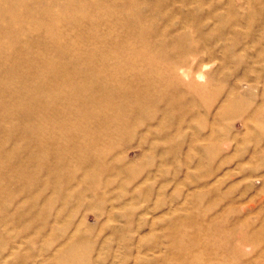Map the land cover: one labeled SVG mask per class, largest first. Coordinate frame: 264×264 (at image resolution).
I'll return each mask as SVG.
<instances>
[{
  "label": "rangeland",
  "instance_id": "obj_1",
  "mask_svg": "<svg viewBox=\"0 0 264 264\" xmlns=\"http://www.w3.org/2000/svg\"><path fill=\"white\" fill-rule=\"evenodd\" d=\"M29 1L24 2H28L30 9L23 1L17 8L13 7L20 0H0V42L5 44L0 51V69L9 66L10 57L18 58L20 73L25 76L23 81L37 85L43 74L48 80L55 75L45 68L47 57L63 59L70 72L73 55L78 57L80 62L76 64L82 68L92 52L96 64L108 52L113 59L107 56L106 69L113 68L120 59L126 64L121 74V77L125 75L122 77L125 86L117 88L115 102L120 103L122 99L128 109L124 119L127 123L111 121L112 106L92 118L94 123L107 119V126L113 130L108 129L110 134L106 132L99 141L105 153L101 164L93 165L89 159L81 158L82 154L77 158L66 154L65 165L59 173L44 167L36 169V163L30 159L36 152L35 131H25L27 126L30 128V119L24 109L2 113L4 105L8 111L20 97L27 102L33 100L29 92L25 97L24 91L14 96L12 90L21 88L22 78L12 77V84L4 88L0 97L3 117L0 118V161L18 148L13 158L0 163V188L3 189L0 193V264H67L68 261L78 264H264V115H256L257 108L264 110V28L258 30L264 14L259 9H264V0H192V4L185 0H73L76 17L86 10L95 18L76 23L69 16L70 20L65 17V21L54 25L49 24L48 6L54 3L51 11L57 14L67 7L69 0ZM44 1L48 5L46 12ZM229 3L236 12L233 16L227 12ZM22 5L28 7L26 12ZM13 9L17 11L15 15L19 14V19L13 21L16 25L12 22ZM243 11L251 13L254 19L250 18L253 21L250 33L246 23L237 25L234 31L232 28L233 17L245 15ZM223 12L227 13L226 18L221 17ZM124 13L125 20H122L120 15ZM33 20H41L42 24L36 27ZM131 26L140 28L137 32L142 33L141 37L136 31L125 32ZM57 34L59 45H67L71 40L76 43L71 42L67 50L59 53L58 43L52 37ZM129 39H134L132 44ZM141 48L152 56L154 68L160 66L165 77L173 79L164 91L156 87L149 89L150 95L146 98L149 103H143L144 112L136 109L140 101L136 99V91L144 88L145 82L139 76L150 74L151 65L147 56L144 59L141 55ZM171 63L180 68L176 70L173 65L174 70ZM64 79L57 80L60 83L55 87L56 97L49 86L43 91L44 99L53 103L44 114L46 126L53 135L47 140L50 147L45 166H51L58 154L57 140L53 138L58 135L53 128L57 127V118L51 114L61 111L65 116V105L70 100L74 102ZM172 90L178 97L174 100L175 109L163 114V97ZM151 99L157 100L156 103ZM191 100L195 102L194 108L187 103ZM196 113L200 115L197 117ZM78 135L83 139L82 133ZM7 164L11 168H27L31 178L23 181L7 177ZM56 182L59 186L64 184L62 190Z\"/></svg>",
  "mask_w": 264,
  "mask_h": 264
},
{
  "label": "bare ground",
  "instance_id": "obj_2",
  "mask_svg": "<svg viewBox=\"0 0 264 264\" xmlns=\"http://www.w3.org/2000/svg\"><path fill=\"white\" fill-rule=\"evenodd\" d=\"M21 1H23L22 3H26V2H24L25 0H20V2H18V3H15L14 5H13V7H18V5H20L21 4ZM29 1V0H28ZM32 1V0H31ZM35 1V0H34ZM37 1V0H36ZM186 2H192V0H185ZM30 2V1H29ZM38 2V1H37ZM36 2V3H37ZM260 2V1H259ZM28 3V2H27ZM27 3L25 4V5H27ZM40 3V2H39ZM44 3H45V1H44ZM212 3H214V2H212ZM211 3V4H212ZM218 3V2H217ZM216 3V4H217ZM258 3V2H257ZM261 3V2H260ZM33 4H35L34 2H33ZM41 4V3H40ZM46 4V3H45ZM44 4V5H45ZM56 4V3H55ZM65 4H67V2L65 3ZM124 4V3H123ZM127 4H128V2H127ZM152 4V3H151ZM190 4H192V3H190ZM226 4H228V3H226ZM254 4H256V3H254ZM24 5V6H25ZM29 5V4H28ZM27 5V6H28ZM53 5H54V3H53ZM53 5H52V7H53ZM131 5V4H130ZM132 5H134V4H132ZM218 5V4H217ZM217 5H215L216 7H218ZM258 5V4H257ZM26 6V8H28ZM30 6H32V5H30ZM39 6V5H38ZM41 6H42V4H41ZM48 5L46 4V6L44 7L45 8V12H46V7H47ZM125 6V5H124ZM124 6H123V8H124ZM136 6V5H135ZM155 6H157V5H155ZM252 6V5H251ZM254 6V5H253ZM259 6V5H258ZM257 6V7H258ZM22 7H23V5H22ZM33 7V6H32ZM40 7V6H39ZM52 7L50 6H48V8H47V14L49 15V17H48V19H50V23L49 24H52V25H54V24H56V23H58V22H62V21H65L64 19H65V17H69V18H73V20L74 21H76V23H78V21H79V23H80V20H85L86 21V19L87 20H91V19H94L95 18V16L93 17V16H91V13L89 12V11H84V12H82L81 13V15L79 16V17H76L75 16V14H77L76 12H74L75 11V8H73L74 7V4H73V0H69V2H68V4H67V7H65L64 9H65V12H64V9H63V11L62 12H60V13H54V12H52L51 11V9H52ZM93 7V6H92ZM96 7V6H95ZM99 7V6H98ZM126 7H128V6H126ZM134 7V6H133ZM174 7V6H173ZM255 7V6H254ZM23 8H25V7H23ZM26 8H25V12H26ZM43 8V7H42ZM122 8V9H123ZM129 8V7H128ZM183 8V7H182ZM220 8V7H219ZM228 10H227V12H229V13H231L232 14V16L234 15V13H236L235 12V9L233 8V6L229 3V5H228ZM260 8V7H259ZM29 9H30V7H29ZM97 9V8H96ZM127 8H125V10H126ZM181 9V8H180ZM251 9V8H250ZM28 10V9H27ZM100 10H101V12H102V9L100 8ZM109 10H111V12H112V9H109ZM174 10V9H173ZM172 10V11H173ZM217 10V9H216ZM254 10V9H253ZM259 10H261V11H259L260 13L264 10V9H259ZM13 11H15V13H14V16H13V19H12V22L14 21H16V20H18L19 19V14L18 15H15L16 14V10H14L13 9ZM30 11V10H29ZM177 11V10H176ZM196 11V10H195ZM215 11V10H214ZM100 12V11H99ZM109 12V11H108ZM244 12V11H243ZM251 12V11H250ZM259 12H258V14H259ZM29 14H30V12H28ZM95 13H96V11H95ZM106 13V12H105ZM137 13V12H136ZM245 13V15H242V16H240V17H237V18H235V17H233L234 18V20H232L233 21V24H234V26L232 27L233 28V31L236 29V27H237V25H241V23L244 25V23H246V26H247V29H249V31L247 30V32L248 33H250V25L252 26V23H253V21H251V19H253V18H251V13L250 14H248L247 12H244ZM253 13V12H252ZM255 13V12H254ZM253 13V14H254ZM256 13H257V10H256ZM104 14V13H103ZM108 14V13H107ZM151 14V13H150ZM167 14V13H166ZM212 14V13H211ZM223 14L224 15H221V17L222 18H224V16L225 15H227V13L226 12H223ZM252 14V15H253ZM137 15H140V13L139 14H137ZM157 15H159V13L157 14ZM156 15V16H157ZM165 15V14H164ZM254 15H256V14H254ZM122 18V20H125L124 19V17H125V13L122 15H120ZM134 16H135V13H134ZM174 16V15H173ZM187 16V15H186ZM237 16V15H236ZM259 16H262V15H260L259 14ZM23 17V16H22ZM100 17V16H99ZM102 17H104V16H102ZM102 17H100V18H102ZM132 17V16H131ZM138 17H140V16H138ZM183 17V16H182ZM188 17V16H187ZM199 17V16H198ZM256 17H257V15H256ZM24 18V17H23ZM68 18V19H69ZM127 18H128V16H127ZM161 18V17H160ZM174 18V17H173ZM179 18V17H178ZM186 18V17H185ZM225 18H226V16H225ZM251 18V19H250ZM255 18V17H254ZM151 19V18H150ZM28 20H30V19H28ZM46 20V19H45ZM70 20V19H69ZM136 20H138V19H136ZM142 20V19H141ZM182 21L184 20V17L181 19ZM254 20V19H253ZM261 20V21H260ZM259 21H260V26H259V28H258V30H260V27L261 28H264V14H263V16H262V19H260ZM43 21V20H42ZM94 21V20H93ZM97 21H98V19H97ZM96 21V22H97ZM120 21V20H119ZM130 21V20H129ZM187 22H188V20H186ZM185 21V22H186ZM13 22V23H14ZM18 22V21H17ZM22 22V21H21ZM21 22H19V23H21ZM33 22V25L34 26H39V25H41L42 24V22H41V20H33L32 21ZM73 22V21H72ZM101 22H102V20H101ZM107 22V21H106ZM105 22V23H106ZM121 22H124V21H121ZM131 22V21H130ZM186 22V23H187ZM257 22V21H256ZM46 23V22H45ZM99 23H100V21H99ZM98 23V24H99ZM105 23H103V24H105ZM125 23L126 24H128L129 22H127V21H125ZM132 23V22H131ZM130 23V24H131ZM186 23H184L185 25H186ZM192 23V22H191ZM207 23V22H206ZM15 24V23H14ZM117 24V23H116ZM120 24V26H123V25H121V23H119ZM171 24V23H170ZM16 25V24H15ZM23 25V24H22ZM24 25H25V22H24ZM31 25V24H30ZM86 25V24H85ZM89 25V24H88ZM91 25H93V24H91ZM91 25H89V26H91ZM94 25H95V23H94ZM100 25V24H99ZM108 25V24H107ZM129 25V24H128ZM176 25V24H175ZM204 25V24H203ZM44 26H46V25H44ZM43 26V27H44ZM80 26V25H79ZM84 26V25H83ZM97 26V25H96ZM102 26V25H101ZM101 26H99L100 28H101ZM105 26V25H104ZM117 26V25H116ZM126 26V25H125ZM136 26V25H135ZM147 26V25H146ZM254 26V25H253ZM14 27V26H13ZM42 27V28H43ZM127 27V26H126ZM68 28V27H67ZM79 28V27H78ZM86 28V27H85ZM104 28H106V26L104 27ZM108 28H111V27H108ZM118 28H119V26H118ZM143 28V27H142ZM70 29V28H69ZM120 29V28H119ZM125 29V28H124ZM144 29V28H143ZM43 30V29H42ZM74 30V29H73ZM76 30H77V27H76ZM79 30V29H78ZM96 30L97 29H95V32H96ZM138 30H140V28L139 27H130L129 29H127V31L125 30V32L126 33H133V32H137ZM147 30V29H146ZM155 30V29H154ZM209 30V29H208ZM224 30V29H223ZM91 31V30H90ZM98 31V30H97ZM119 31V30H118ZM141 31V30H140ZM139 31V32H140ZM160 31V30H159ZM241 31V30H240ZM101 32H105L104 30H102ZM111 32V31H110ZM122 32V31H121ZM146 32V31H145ZM167 32V31H166ZM170 32H172L171 30H170ZM208 32V31H207ZM243 32V31H242ZM85 33V32H84ZM97 33V32H96ZM107 33V32H106ZM116 33H118L117 31L115 32V34ZM125 33V34H126ZM241 33V32H240ZM41 34V33H40ZM87 34V33H86ZM98 34H99V31H98ZM108 34V33H107ZM113 34H114V32H113ZM112 34V35H113ZM119 34V33H118ZM124 34V33H123ZM138 34V32L136 33V35ZM141 35H142V33H140ZM140 34H138V35H140ZM160 34V33H159ZM158 34V35H159ZM33 35V34H32ZM37 35V34H36ZM97 35V34H96ZM122 35V34H121ZM128 34H126V36H127ZM135 35V36H136ZM141 35H140V37H141ZM146 35V34H145ZM175 35V34H174ZM184 35V34H183ZM221 35V34H220ZM14 36V35H13ZM57 36H59V34H57V35H52V37H54L53 38V40H56V42L58 43V48H57V50H58V52L59 53H62L65 49L67 50L68 48H67V46H68V44L70 45V43L71 42H75V41H69L70 43H68L67 45H64V44H61V45H59V38L57 37ZM105 36H106V34H105ZM114 36V35H113ZM116 36H118V35H116ZM124 36V35H123ZM122 36V37H123ZM129 36V35H128ZM156 36V35H155ZM161 36V35H160ZM177 36V35H176ZM178 36H180V35H178ZM189 36V35H188ZM46 37V36H45ZM44 37V38H45ZM86 37V36H85ZM107 37V36H106ZM120 37V36H119ZM132 37V36H131ZM130 37V38H131ZM15 39H16V37H14ZM58 38V39H57ZM65 38V37H64ZM99 38V37H98ZM109 38V37H108ZM127 38V37H126ZM125 38V39H126ZM145 38V37H144ZM179 38V37H178ZM20 39V38H19ZM51 40H52V38H50ZM86 39V38H85ZM93 39V38H92ZM91 39V40H92ZM107 39V38H106ZM117 39V38H116ZM124 38H122V40H123ZM137 39V38H136ZM152 39V38H151ZM166 39V38H165ZM180 39H181V37H180ZM257 39V38H256ZM36 40V39H35ZM48 40V39H47ZM84 40V39H83ZM88 40H89V37H88ZM105 40V39H104ZM130 40V39H129ZM134 40V39H133ZM133 40H130V43H131V41H133ZM149 40V39H148ZM147 40V41H148ZM174 40V39H173ZM21 41V40H20ZM93 41V40H92ZM111 41V40H110ZM136 41V40H135ZM142 41V40H141ZM144 41V40H143ZM151 41V40H150ZM155 41V40H154ZM13 42H14V40H13ZM26 42V41H25ZM24 42V43H25ZM48 42V41H47ZM78 42V41H77ZM100 42V41H99ZM102 43H103V41H101ZM106 42V41H105ZM116 42H117V40H116ZM120 42V41H119ZM122 42V41H121ZM137 42V41H136ZM156 42H158V41H156ZM238 42V41H237ZM24 43H22V44H24ZM76 43V42H75ZM89 43V42H88ZM129 43V44H130ZM160 43V42H159ZM164 43V42H163ZM170 43V42H169ZM178 43V42H177ZM176 43V44H177ZM20 44V43H19ZM27 44V43H26ZM25 44V45H26ZM78 44V43H77ZM79 44H80V42H79ZM82 44H84L83 42H82ZM90 44V43H89ZM96 44V43H95ZM121 44H123V43H121ZM132 44V43H131ZM143 44V43H142ZM146 44V42L144 41V45ZM155 44V43H154ZM158 43H156V45H157ZM162 44V43H161ZM171 44V43H170ZM175 44V45H176ZM182 44H183V42H182ZM5 44H4V42H0V51L3 49V46H4ZM18 45V44H17ZM50 45H51V43H50ZM71 45H73V44H71ZM103 45H106V44H103ZM109 45H111V44H109ZM172 45V44H171ZM178 45V44H177ZM184 45V44H183ZM186 45H188V44H186ZM19 46V45H18ZM78 46V45H77ZM83 46V45H82ZM97 46H99V45H97ZM112 46V45H111ZM136 46V45H135ZM163 46H166V45H163ZM233 46V45H232ZM13 47V46H12ZM22 47H24V46H22ZM48 47H51V46H48ZM73 47V46H72ZM94 47V46H93ZM128 47V46H127ZM143 47V46H142ZM148 47V46H147ZM160 47V46H159ZM172 47H174V46H172ZM175 47H177V46H175ZM180 47V46H179ZM15 48V47H14ZM84 48V47H83ZM86 48V50H87V47H85ZM97 48V47H96ZM95 48V49H96ZM117 48V47H116ZM125 48V47H124ZM140 48V47H139ZM158 48V47H157ZM166 48V47H165ZM37 49V48H36ZM44 49H46V48H44ZM49 49V48H48ZM90 49V48H89ZM88 49V50H89ZM102 49H105V48H102ZM109 49V48H108ZM127 49V48H126ZM134 49V48H133ZM133 49H131V50H133ZM142 49V48H141ZM170 49V48H169ZM27 49H24L23 51H26ZM85 50V49H84ZM87 50V52L89 53L90 51H88ZM97 50V49H96ZM119 50H121V48L119 49ZM130 50V49H129ZM128 50V51H129ZM130 50V51H131ZM137 50V49H136ZM150 50V49H149ZM176 50V49H175ZM182 50V49H181ZM15 51V50H14ZM77 50H75V52H76ZM102 51V50H101ZM101 51H100V53H101ZM106 51V50H105ZM105 51H103V53L105 52ZM109 51V50H108ZM154 51V50H153ZM41 52V51H40ZM86 52V51H85ZM96 52V51H95ZM122 52V51H121ZM147 49H142L141 50V55L144 57V59H145V56H147V61H148V63H150V65H151V73H153V78H151V73L150 74H145V73H142L140 76H139V78L141 79V81L142 82H145L144 83V88L142 89V90H140V91H136V93L138 94V95H136V99H140V101L138 102V104L139 105H136V109H137V111L138 112H144V110H145V105L143 104V103H145V102H148V100L146 99V98H148L149 97V95H150V93H149V89H151V88H154V87H156V88H158V89H160V91L161 90H163L164 91V89H166L165 87H166V84L167 83H169V82H171L173 79H168V78H166L165 77V75H164V73H162L163 72V70L164 69H162V68H159L160 66H158V68L157 67H153L154 66V64H153V58H152V56H149V55H147ZM156 52V51H155ZM167 52H169V51H167ZM173 52V51H172ZM4 53H6V52H4ZM3 53V54H4ZM54 53V52H53ZM69 53V52H68ZM73 53V52H72ZM77 53V52H76ZM91 53V52H90ZM93 53V52H92ZM88 54L89 56H90V58L89 57H87V58H89V59H87L86 61V63H85V65H84V67H79L77 64H76V62L77 61H79L77 58V56H75V55H73V57H72V67H71V71L69 72V71H67V69H66V67H67V64L64 62V60L63 59H52V57H47L46 59H44L45 60V63H46V66L47 67H45V68H47L48 70H50V71H52L55 75H54V77L52 78V80H48V79H46V78H44V74H43V78H42V80L40 81V82H38L39 84H33V83H31V82H27V81H23V78L25 77V76H23L21 73H20V66H21V62H20V60L18 59V58H12V57H10V59H9V66H7V67H5L4 66V68L1 70L2 72H3V76H2V78L0 79V97H2V91L4 90V88L5 87H7V86H10L11 84H12V82H13V78L12 77H15V79H16V77H21L22 79V86H21V88L20 89H13L12 90V93L14 94V96H18V94H19V92L20 91H24V96L23 97H25V94H26V92L28 93H31V95H32V97H33V100L31 101V102H27V101H23L22 100V98L20 97V101H13V104H14V108L13 107H10V108H8V111H7V109H6V105H4V107H3V111H2V113H4V115L7 113V114H9V113H11V112H14V111H17L16 109H24V111H25V113H26V115L28 116L27 118H29L30 120V128L27 126V128H26V130L25 129H23V130H25V131H27V133L28 132H30V133H33V131H35V134H34V141H35V143H33V145L35 146V149H36V152L34 153V154H31L32 156L30 157V159L31 160H33V162L34 163H36V165H37V167H35L36 169H40V168H48L49 169V171L51 170V171H53L54 173L55 172H58L59 170H61V169H63V167H64V165H65V162L66 161H64V158H65V155L66 154H70V155H73L74 157L76 156V158H77V156H81L80 154H82L83 156H81V158H84V159H89V161H91L92 163H93V165L94 164H96V163H98V162H100V164L102 163V154H105V153H103L102 152V150H103V148H102V146L99 144V141L101 140V138L106 134V132H109V131H112L113 132V130H111L107 125H108V121H107V119H105V118H102L103 120H101L99 123H98V120L96 121L97 123H98V125H97V123L95 122H93V121H95V120H93L92 121V118L93 117H95L96 115H99V114H101V113H103L104 111H106V109L109 107V106H112L113 107V109H114V113L112 114L113 116L111 117V121L113 122V123H120L121 125H123V124H126L127 122H125V116H126V114L128 113V109H126V107H125V104L122 102V99H120L119 100V102L120 103H117V102H115V92H116V90H117V88H119V87H124L125 86V82H123V79H122V77L123 76H125V75H123L122 77H121V74H122V71H123V69L125 68V65L123 64L124 62V60L123 61H120V60H118L117 62H115V66L113 67V68H111V69H106L105 68V65H104V63H106L107 62V56H109L108 55V52H107V54H106V56L104 57V56H100V64H96V62H95V58H92V57H94V54ZM97 53V52H96ZM117 53V52H116ZM138 53V52H137ZM152 53V52H151ZM194 53V52H193ZM233 53V52H232ZM31 54V53H30ZM39 54V53H38ZM105 54H101V55H105ZM118 54V53H117ZM125 54H126V52H125ZM149 54H150V52H149ZM189 54H190V52H189ZM195 54V53H194ZM12 55V54H11ZM43 55H44V53H43ZM87 55V56H88ZM137 55V54H136ZM169 55H170V52H169ZM181 55V54H180ZM45 56H47V55H45ZM85 56H86V53H85ZM116 56V55H115ZM124 56V55H123ZM133 56V55H132ZM139 56V55H138ZM156 56H157V54H156ZM81 57V56H80ZM110 57V56H109ZM114 57V56H113ZM136 57V56H135ZM171 57V56H170ZM197 57V56H196ZM84 58H86V57H84ZM110 58H112V57H110ZM131 58V57H130ZM160 58V57H159ZM167 58H169V57H167ZM166 58V59H167ZM176 58V57H175ZM182 58V57H181ZM109 59V58H108ZM113 59V58H112ZM136 59V58H135ZM140 59H141V57H140ZM177 59V58H176ZM179 59V58H178ZM199 59V58H198ZM66 60V59H65ZM180 60V59H179ZM83 61V60H82ZM137 61V60H136ZM38 62V61H37ZM80 62V61H79ZM132 62H134V61H132ZM143 62V61H142ZM164 62V61H163ZM196 62H197V60H196ZM258 62V61H257ZM127 63V62H126ZM139 63V62H138ZM137 63V64H138ZM154 63H155V61H154ZM180 63V62H179ZM43 64V63H42ZM134 64V63H133ZM159 64V63H158ZM165 64V63H164ZM167 64V63H166ZM172 64V63H171ZM170 64V65H171ZM3 65V64H2ZM83 65V64H82ZM111 65V64H110ZM147 65V64H146ZM149 65V66H150ZM169 65V66H170ZM173 65L174 64H172L170 67H172L173 69H174V67H177V66H175L174 65V67H173ZM177 65V64H176ZM1 66V65H0ZM141 66V65H140ZM33 67V66H32ZM161 67H163L162 65H161ZM165 67V66H164ZM261 67V66H260ZM34 68H36V67H34ZM180 68V66H178L177 68H176V70H178ZM169 69V68H168ZM29 70V69H28ZM143 71H144V69H142ZM142 70H140V71H142ZM153 70V71H152ZM175 70V69H174ZM129 71V70H128ZM171 71V70H170ZM169 71V72H170ZM43 72H44V69H43ZM42 72V73H43ZM75 72H77L76 73V75H75ZM174 71H172V73H173ZM176 72V71H175ZM177 72H179V71H177ZM236 72V71H235ZM140 73V72H139ZM188 73V72H187ZM39 74V73H38ZM167 74V73H166ZM169 74V73H168ZM178 74V73H177ZM176 74V75H177ZM180 74V73H179ZM133 75V74H132ZM132 75H130V76H132ZM1 76V75H0ZM46 76V75H45ZM167 76V75H166ZM173 76V75H172ZM177 76H179V75H177ZM187 76H189V75H187ZM3 77H6V78H3ZM134 77V76H133ZM181 77V76H180ZM262 77V76H261ZM66 79V81H67V91H68V94H71L72 95V97H73V100H74V102L72 101V100H70V101H68V105L66 104H64L65 106H66V108H65V113H66V115L65 116H63V114H61V111L60 112H57V111H55V112H53L52 114H51V116L52 117H55V118H57V120H55V122H56V124H57V127H53V128H56V132H58V135H56V136H54L53 138H56V140H57V150H55L56 152L58 151V154L57 155H55V159H54V163L53 164H51V166H45V165H47V154H48V149H49V147L50 146H48V144H47V140L48 139H50V138H52V134H51V132H50V130L47 128V126H46V120H45V118H44V114L47 112L46 110L49 108V107H51V106H53V103L51 104L49 101H47V100H45L44 99V94H43V91H45L44 90V88L45 87H47V86H49V87H51V91L53 92V94H54V97H56L57 96V90L55 91V87H57L58 86V84L60 83L59 81L57 82V80L58 79ZM257 78V77H256ZM259 78V77H258ZM264 78V77H263ZM64 79V80H65ZM176 79H178V78H176ZM180 79V78H179ZM182 79V78H181ZM180 79V80H181ZM124 80H126V79H124ZM131 79H129V82H131L130 81ZM174 80H175V78H174ZM34 81V80H33ZM127 81H128V79H127ZM133 81V80H132ZM256 81V80H255ZM65 82V81H64ZM180 82V81H179ZM183 82H184V80H183ZM186 82V81H185ZM190 82V81H189ZM158 83H160V84H158ZM162 83V84H161ZM174 83V82H173ZM192 83H193V81H192ZM137 84V83H136ZM142 84V83H141ZM175 84V83H174ZM173 84V85H174ZM188 84H190V83H188ZM195 84V83H194ZM198 84V83H197ZM214 84V83H213ZM19 85V84H18ZM129 85V84H128ZM140 85V84H139ZM173 85H172V87H173ZM179 85V84H178ZM185 85V84H184ZM199 85V84H198ZM201 85V84H200ZM204 85V84H203ZM209 85V84H208ZM211 85V84H210ZM13 86V85H12ZM170 85H168V87H169ZM177 86V85H176ZM181 86H183V85H181ZM171 87V86H170ZM169 87V88H170ZM177 87H179V86H177ZM187 87V86H186ZM189 87V86H188ZM201 87H203V86H201ZM10 88V87H9ZM48 88V87H47ZM128 88V87H127ZM176 88V87H175ZM181 88V87H180ZM205 88V87H204ZM210 88V87H209ZM125 89V88H124ZM132 89V88H131ZM174 89V88H173ZM190 89L192 90V88H191V86H190ZM198 88H196V90H197ZM8 90V89H7ZM10 90V89H9ZM154 90V89H153ZM152 90V91H153ZM171 90V89H170ZM5 91V90H4ZM168 91H169V89H168ZM178 91H179V89H178ZM195 91V90H194ZM194 91H193V93H194ZM210 91V90H209ZM212 91H213V89H212ZM50 92V91H49ZM119 92V91H118ZM159 92V91H158ZM166 92V91H165ZM198 92V91H197ZM199 92H200V89H199ZM125 93H127V92H125ZM124 93V94H125ZM155 93V92H154ZM167 94L163 97V99L165 100V106L163 107V109H162V112H163V114H165V113H167V111H174V109H175V102H174V100L175 101H177V99H178V97L176 96V92H175V90H172L171 92H166ZM181 93V92H180ZM189 93H191V92H188V94ZM118 94V93H117ZM130 94V93H129ZM152 94V93H151ZM158 95H160L159 93H157ZM205 94V93H204ZM206 94H207V92H206ZM211 94V93H210ZM7 95V94H6ZM22 95V94H21ZM163 95V94H162ZM182 95V94H181ZM184 95V94H183ZM192 95V94H191ZM214 95V94H213ZM237 95V94H236ZM135 96V95H134ZM152 96V95H151ZM154 96V95H153ZM161 96V95H160ZM193 96V95H192ZM196 96V95H195ZM199 97L201 96L200 94L198 95ZM197 96V97H198ZM205 96V95H204ZM211 96V95H210ZM8 97V96H7ZM31 97V96H30ZM4 98V97H3ZM11 98H15V97H11ZM123 98V97H122ZM128 98V97H127ZM2 99V98H1ZM16 99V98H15ZM32 99V98H31ZM123 99H125V97L123 98ZM161 99V98H160ZM163 99L162 100H160V102L162 101L163 102ZM19 100V99H18ZM30 100V99H29ZM28 100V101H29ZM116 100H118L117 98H116ZM132 100H133V98H132ZM135 100V99H134ZM152 100V99H151ZM199 100V99H198ZM202 100V99H201ZM52 101V100H51ZM59 101V100H58ZM126 101V100H125ZM153 102H155L156 103V101L157 100H152ZM183 101V100H182ZM151 102V101H150ZM159 102V101H158ZM184 102V101H183ZM187 102V101H186ZM201 102V101H200ZM149 103V102H148ZM187 103H189L190 104V106H194L195 105V102L193 101V100H191V101H189V102H187ZM202 103V102H201ZM201 103H200V105H201ZM13 104H12V106H13ZM59 104V103H58ZM137 104V103H136ZM197 104V103H196ZM55 105H57V104H55ZM135 105V104H134ZM154 106H155V104H153ZM177 105V104H176ZM199 105V104H198ZM197 105V106H198ZM57 106H59V105H57ZM170 106V107H169ZM180 106V105H179ZM60 107V106H59ZM62 107H64V106H62ZM150 107V106H149ZM161 107V106H160ZM191 107V108H192ZM203 106H201V108H202ZM132 108V107H131ZM154 108V107H153ZM184 108V107H183ZM182 108V109H183ZM194 108V107H193ZM200 108V107H199ZM198 108V109H199ZM2 109V108H1ZM64 109V108H63ZM135 109V110H136ZM178 109H180V108H178ZM49 110H50V108H49ZM147 110V109H146ZM201 110V109H200ZM192 111H193V109H192ZM195 111V110H194ZM158 112V111H157ZM188 112V111H187ZM200 113H201V111H199ZM108 113V112H107ZM191 113V112H190ZM256 115L258 116V117H260V116H263L264 115V110H262L261 108H257V110H256ZM136 114V113H135ZM142 114V113H141ZM152 114V113H151ZM155 114V113H154ZM157 114V113H156ZM197 114V113H196ZM199 114V113H198ZM198 114H197V117H198ZM13 115V114H12ZM61 115H62V117H61ZM137 115V114H136ZM189 115V114H188ZM195 115V114H194ZM200 115V114H199ZM169 116H171V114L169 115ZM180 116V115H179ZM191 116H192V114H191ZM109 117V116H108ZM172 117H173V115H172ZM0 118L1 119H3V117L2 116H0ZM17 118V117H16ZM20 118H21V116H20ZM50 118V117H49ZM163 118V117H162ZM182 118V117H181ZM94 119V118H93ZM99 119V118H98ZM128 119V118H127ZM167 119V118H166ZM179 119V118H178ZM16 120V119H15ZM28 120V119H27ZM53 120V119H52ZM51 120V121H52ZM10 121V120H9ZM49 121V120H48ZM54 121V120H53ZM139 121V120H138ZM12 122H15V121H12ZM24 122H26V121H24ZM93 122V123H92ZM176 122V121H175ZM9 124V123H8ZM19 124V123H18ZM17 124V127L20 125H18ZM22 124V123H21ZM48 124V123H47ZM4 125V124H3ZM12 125V124H11ZM26 125H28L27 123H26ZM25 125V126H26ZM130 125V124H129ZM248 125V124H247ZM23 126V125H22ZM117 126V125H116ZM162 126V125H161ZM163 126H165V125H163ZM169 126H171V125H169ZM178 126V125H177ZM196 126V125H195ZM135 127V126H134ZM192 127H194V126H192ZM215 127V126H214ZM213 127V125L211 126V129H212V132H214V128ZM22 128H24V127H22ZM115 128V127H114ZM19 129V128H18ZM108 129H109V131H108ZM181 129V128H180ZM201 129V128H200ZM8 130H10V129H8ZM117 131H118V129H116ZM115 130V131H116ZM122 130V129H121ZM170 130V129H169ZM13 131V130H12ZM114 131V132H115ZM17 132V131H16ZM19 132H20V129H19ZM22 132V131H21ZM128 132V131H127ZM171 132V131H170ZM199 132V131H198ZM2 133V132H1ZM29 133V134H30ZM78 133H82L83 134V139L82 138H80L79 137V135H78ZM116 133V132H115ZM7 134V133H6ZM109 134H110V132H109ZM126 134V133H125ZM169 134V133H168ZM199 134V133H198ZM19 135H21V134H19ZM112 135V134H111ZM166 135V134H165ZM17 136H18V134H17ZM22 136V135H21ZM114 136V135H113ZM194 136V135H193ZM20 136H18V138H19ZM30 137V136H29ZM49 137V138H48ZM115 137V136H114ZM169 137H170V135H169ZM195 137H197V135H195ZM198 137H200V136H198ZM197 137V138H198ZM17 138V137H16ZM15 138V139H16ZM32 138V137H31ZM30 138V139H31ZM202 138V137H201ZM1 139H2V137H1ZM28 139V138H27ZM115 139V138H114ZM111 140V139H110ZM259 140V139H258ZM25 141V140H24ZM59 141V142H58ZM193 141V142H192ZM191 142L194 144V141H196V138H195V140H192ZM201 142H202V140H200ZM200 141H199V144H201L200 143ZM67 142H70V143H68L66 146L64 145L65 143H67ZM102 142V141H101ZM109 142V141H108ZM26 143V142H25ZM32 143H30V144H32ZM197 143V142H196ZM195 143V144H196ZM253 143V142H252ZM6 144V143H5ZM51 144H54L53 143V141L51 142ZM244 144V143H243ZM14 145V144H13ZM105 145V144H104ZM198 147L200 146V145H197ZM14 147V146H13ZM12 147V148H13ZM23 147V146H22ZM54 147V146H53ZM52 147V148H53ZM201 147V146H200ZM51 148V149H52ZM83 148H85V150H82ZM18 149V148H17ZM17 149H15L14 151L16 152L17 151ZM30 150V149H29ZM177 150V149H176ZM22 151V150H21ZM26 151V150H25ZM10 153V154H5V156H3V157H1L2 158V161H0V163L1 162H8L9 161V159L10 158H13L15 155H16V153ZM55 152V153H56ZM21 153V152H20ZM24 153V152H23ZM29 155V154H28ZM49 155V154H48ZM18 156V155H17ZM72 156V157H73ZM79 157H78V160H79ZM5 158V159H4ZM27 158V157H26ZM80 158V159H81ZM51 159V158H50ZM66 159V158H65ZM1 160V159H0ZM68 160V159H67ZM74 160V159H73ZM76 160V159H75ZM82 160V159H81ZM27 161V160H26ZM70 161V160H69ZM13 162V161H12ZM71 162V161H70ZM85 162H86V160H85ZM84 162V163H85ZM14 163V162H13ZM16 164V163H15ZM69 164V163H68ZM86 164V163H85ZM89 164H91V163H89ZM103 164H104V162H103ZM200 164V163H199ZM21 165V164H20ZM24 166V165H23ZM97 166V165H96ZM99 166V165H98ZM7 167H8V170H9V172H8V174H7V177H14L15 179H18V180H23V181H26V180H28L29 178H31V174L32 173H30V171L27 169V168H24V167H21V169H18V168H16V167H14V168H11L10 166H8V164H7ZM69 167V166H68ZM32 168V167H31ZM205 169V168H204ZM31 170H33V169H31ZM2 171V170H1ZM15 172H16V174H15ZM32 172H34V171H32ZM61 172V171H60ZM214 172V171H213ZM12 173V174H11ZM43 173V172H42ZM59 173V172H58ZM54 175H57V174H54ZM88 175V174H87ZM86 175V176H87ZM71 176H69V178H70ZM3 180V179H2ZM28 182H30V181H28ZM63 183V182H62ZM1 185V184H0ZM30 185V184H29ZM55 185L56 186H59V183L58 182H56L55 183ZM62 185H64V184H62ZM61 185V186H62ZM61 186H59L58 188H60L61 190H62V187ZM2 187V186H1ZM2 190L3 189H1L0 188V193L2 192ZM213 209V208H212ZM173 235V234H172ZM199 237V236H198ZM175 239H176V237H175ZM178 243V242H177ZM180 249V248H179ZM182 250V249H181ZM179 252V251H178ZM182 253H184V255H186L185 254V252H182ZM200 254V253H199ZM182 261H183V259H182ZM67 264H78V263H76V262H70V261H68L67 262Z\"/></svg>",
  "mask_w": 264,
  "mask_h": 264
}]
</instances>
